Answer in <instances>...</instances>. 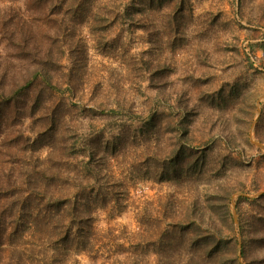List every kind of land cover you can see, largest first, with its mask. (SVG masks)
I'll return each mask as SVG.
<instances>
[{
  "label": "rangeland",
  "instance_id": "rangeland-1",
  "mask_svg": "<svg viewBox=\"0 0 264 264\" xmlns=\"http://www.w3.org/2000/svg\"><path fill=\"white\" fill-rule=\"evenodd\" d=\"M256 142L264 0H0V264H264Z\"/></svg>",
  "mask_w": 264,
  "mask_h": 264
},
{
  "label": "trees",
  "instance_id": "trees-1",
  "mask_svg": "<svg viewBox=\"0 0 264 264\" xmlns=\"http://www.w3.org/2000/svg\"><path fill=\"white\" fill-rule=\"evenodd\" d=\"M249 50H251V51H248L247 60H248V62L254 67V62H253V60L251 59V54L249 53V52H253V49H250V48H249Z\"/></svg>",
  "mask_w": 264,
  "mask_h": 264
},
{
  "label": "water",
  "instance_id": "water-1",
  "mask_svg": "<svg viewBox=\"0 0 264 264\" xmlns=\"http://www.w3.org/2000/svg\"><path fill=\"white\" fill-rule=\"evenodd\" d=\"M260 147H262V148H264V143H261V142H256ZM259 194H261V192L259 193ZM236 221H237V219H236Z\"/></svg>",
  "mask_w": 264,
  "mask_h": 264
},
{
  "label": "built area",
  "instance_id": "built-area-1",
  "mask_svg": "<svg viewBox=\"0 0 264 264\" xmlns=\"http://www.w3.org/2000/svg\"><path fill=\"white\" fill-rule=\"evenodd\" d=\"M254 63H256L254 60H253Z\"/></svg>",
  "mask_w": 264,
  "mask_h": 264
}]
</instances>
